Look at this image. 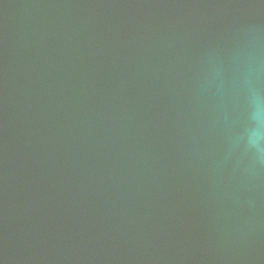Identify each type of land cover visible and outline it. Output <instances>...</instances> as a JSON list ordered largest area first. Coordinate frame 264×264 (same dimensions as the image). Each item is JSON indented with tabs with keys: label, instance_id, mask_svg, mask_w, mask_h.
Wrapping results in <instances>:
<instances>
[{
	"label": "water",
	"instance_id": "water-1",
	"mask_svg": "<svg viewBox=\"0 0 264 264\" xmlns=\"http://www.w3.org/2000/svg\"><path fill=\"white\" fill-rule=\"evenodd\" d=\"M0 264H264V0H0Z\"/></svg>",
	"mask_w": 264,
	"mask_h": 264
}]
</instances>
